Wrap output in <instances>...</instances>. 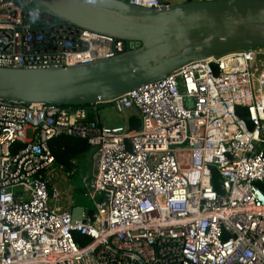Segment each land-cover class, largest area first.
Here are the masks:
<instances>
[{
  "label": "built area",
  "instance_id": "built-area-1",
  "mask_svg": "<svg viewBox=\"0 0 264 264\" xmlns=\"http://www.w3.org/2000/svg\"><path fill=\"white\" fill-rule=\"evenodd\" d=\"M137 46L33 0H0V67H68ZM98 105L131 113L108 127ZM59 135L94 148L83 178V194L100 196L90 215L59 206L55 173H73L50 151ZM262 182L264 46L192 60L85 106L0 99V264H264Z\"/></svg>",
  "mask_w": 264,
  "mask_h": 264
},
{
  "label": "water",
  "instance_id": "water-1",
  "mask_svg": "<svg viewBox=\"0 0 264 264\" xmlns=\"http://www.w3.org/2000/svg\"><path fill=\"white\" fill-rule=\"evenodd\" d=\"M33 5L61 22L138 46L68 67H0V99L72 107L104 102L192 60L264 46V0L184 1L161 8L116 0H33ZM93 152L90 147L88 162Z\"/></svg>",
  "mask_w": 264,
  "mask_h": 264
},
{
  "label": "rangeland",
  "instance_id": "rangeland-1",
  "mask_svg": "<svg viewBox=\"0 0 264 264\" xmlns=\"http://www.w3.org/2000/svg\"><path fill=\"white\" fill-rule=\"evenodd\" d=\"M172 3H180L178 0H173ZM131 112L125 111L124 113H119L113 107L109 105H100L98 110L99 120L102 125L113 127L121 126L124 124L123 115H129ZM91 162H77L72 169L73 173L65 174L56 172L55 173V184L61 191V201L59 202L62 207H82L86 209H95V202L100 200V196H96L94 200L89 199L83 194V178L90 175L91 172ZM61 175V178L58 176ZM64 183L65 188H61V183ZM82 189V192H81Z\"/></svg>",
  "mask_w": 264,
  "mask_h": 264
},
{
  "label": "trees",
  "instance_id": "trees-1",
  "mask_svg": "<svg viewBox=\"0 0 264 264\" xmlns=\"http://www.w3.org/2000/svg\"><path fill=\"white\" fill-rule=\"evenodd\" d=\"M99 106L100 105L97 107L98 110ZM92 115L93 113L90 114V117H92ZM48 145L54 156L55 164L62 166L66 171H71L77 162L87 161L86 156L89 146L83 139L59 135L49 140ZM215 179L214 175L213 181H215ZM258 187L264 192V182L259 183Z\"/></svg>",
  "mask_w": 264,
  "mask_h": 264
},
{
  "label": "crops",
  "instance_id": "crops-1",
  "mask_svg": "<svg viewBox=\"0 0 264 264\" xmlns=\"http://www.w3.org/2000/svg\"><path fill=\"white\" fill-rule=\"evenodd\" d=\"M58 178H61V175L58 176ZM54 180H55V178H54ZM60 183H61V182H60ZM60 187L64 189V188H65L64 183H61ZM61 191H62V190H61ZM59 206H60L61 208H67L66 206H65V207H62L61 204H60ZM72 207H73V206H72ZM68 208H71V207H68Z\"/></svg>",
  "mask_w": 264,
  "mask_h": 264
}]
</instances>
